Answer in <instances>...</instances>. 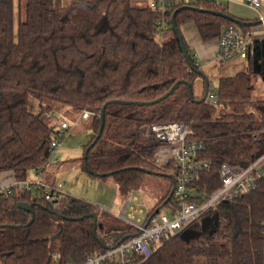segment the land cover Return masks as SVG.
Listing matches in <instances>:
<instances>
[{
	"label": "trees",
	"instance_id": "trees-1",
	"mask_svg": "<svg viewBox=\"0 0 264 264\" xmlns=\"http://www.w3.org/2000/svg\"><path fill=\"white\" fill-rule=\"evenodd\" d=\"M16 1L0 0V171H11L16 181L27 179L30 170L44 171L60 126L50 118L69 108L91 112L93 133L79 159L89 174L112 176L124 197L140 188L148 170L171 178L153 211L164 200V205L173 204V194L167 197L174 175L173 163L155 164L160 142L147 134L152 124L183 122L185 140L203 143L199 157L210 166L192 185L206 195L220 186L223 163L249 165L264 152V91L258 97L253 93L255 79H263L264 40H253L251 52L240 60L242 70L218 78L215 104L190 99L185 83L154 104L109 102L150 101L179 80L188 82L193 98L200 99L205 87L196 70L201 67L180 27L192 22L204 42L218 38L229 25L248 32L250 26L210 12L229 14L223 3L165 0L161 11L135 0ZM177 9L175 24L192 68L170 25ZM198 80L202 95L194 93ZM104 104L102 132L92 144ZM206 217L204 230L201 224L191 225L202 230L199 237L186 242L179 233L162 236L150 258L141 261L134 255V261L264 264V176L253 190L221 201ZM134 232L81 198L65 194L50 201L41 189L0 190V264H81Z\"/></svg>",
	"mask_w": 264,
	"mask_h": 264
},
{
	"label": "built area",
	"instance_id": "built-area-1",
	"mask_svg": "<svg viewBox=\"0 0 264 264\" xmlns=\"http://www.w3.org/2000/svg\"><path fill=\"white\" fill-rule=\"evenodd\" d=\"M144 1L143 4L151 9L157 8L161 11L165 9V0ZM189 1L182 0L184 4H188ZM245 3L252 8H259L261 5L260 0H245ZM161 28L166 29V26L162 25ZM253 40L248 32L244 33L239 27L229 25L217 38L215 59L224 62L244 60L251 52ZM204 100L215 104V91L208 90ZM90 114L88 110H82L81 117L85 119ZM68 129L70 126L66 122H60L58 135L51 141L52 154L56 147L63 145ZM147 134L160 142L154 156L155 164L161 167L173 163V204L169 205L167 212L159 210L152 214V207L143 213L133 204L137 202V195L131 193L123 198L114 212L109 207L98 205L104 212L111 213L121 222L132 226L135 232L116 246L88 256L81 264H105L106 261L113 264H137L133 259L134 255L144 261L159 247L162 236L180 233L195 223L201 224L202 218L221 201L233 199L253 190L257 179L264 176V152L249 165L223 163L219 170L220 186L206 195L192 184L203 170L209 168L210 161L199 157L203 150L202 142L185 140L187 134L185 124L180 121L154 123L149 127ZM12 188L18 191L41 189L46 199L50 201L56 200L59 195H65L62 191L63 182L53 185L41 178L15 181L4 189L9 193ZM261 224L264 226V220Z\"/></svg>",
	"mask_w": 264,
	"mask_h": 264
},
{
	"label": "rangeland",
	"instance_id": "rangeland-1",
	"mask_svg": "<svg viewBox=\"0 0 264 264\" xmlns=\"http://www.w3.org/2000/svg\"><path fill=\"white\" fill-rule=\"evenodd\" d=\"M14 25H17V1L14 3ZM230 62H224L220 65L215 61L212 62L210 67H205L202 70L208 79L209 91L217 89L219 77L233 75L244 67L243 61L236 60L233 63ZM200 80L194 86V93L196 95L203 94ZM263 91L264 74L263 79L258 77L254 81V96L258 97L262 95ZM77 98H81L80 94L77 95ZM31 102L36 112L38 110L37 101L32 99ZM81 113L82 110L80 109L69 108L67 111L55 113V115L51 116V122H55L56 119H58L57 124L64 121L70 126V129L63 140V145L56 147L54 153L51 155L50 158L55 163L45 170L44 176H48L53 185L63 182L62 191L65 194L81 198L96 205L98 212H104L99 206L109 207L114 212L118 209V205L121 204L124 198V194L116 184L114 178L112 176L103 178L92 176L82 167L79 161L83 152V146L90 140L93 133L89 125L90 118H82ZM34 173V170H30L27 179L35 180L39 178ZM42 180L45 181L44 179ZM170 184V177L152 173L149 170L146 171L140 188L133 193L137 195V202L133 204L137 209H141L143 213L147 212L165 194ZM168 208L169 204L163 205L160 211L167 212ZM104 213L109 220L119 221L113 214Z\"/></svg>",
	"mask_w": 264,
	"mask_h": 264
},
{
	"label": "crops",
	"instance_id": "crops-1",
	"mask_svg": "<svg viewBox=\"0 0 264 264\" xmlns=\"http://www.w3.org/2000/svg\"><path fill=\"white\" fill-rule=\"evenodd\" d=\"M136 3H142L144 0H135ZM223 3L228 13L234 17L245 19L248 21L256 20L260 17H264V0H260L261 5L259 8L249 7L245 0H218ZM145 2V1H144ZM250 31L248 33L255 40H264V23L251 25ZM181 34L188 45V47L192 50L193 55L197 62L200 64L201 70L205 67H210L212 62H218L220 65L224 63V61H218L215 59V53L217 49V38L204 42L201 40L196 26L192 22H188L183 24L180 27ZM236 60H232L230 63L235 62ZM228 62V61H226ZM212 68V67H211ZM51 160L44 169V171H35L34 174L48 181V183L52 184L50 178L45 175V170L50 167V165L54 164L55 161ZM53 170V169H52ZM54 173V172H53ZM29 176V175H28ZM31 177V176H30ZM16 181L14 174L11 171H0V190L4 189L12 185ZM54 181V180H53Z\"/></svg>",
	"mask_w": 264,
	"mask_h": 264
},
{
	"label": "water",
	"instance_id": "water-1",
	"mask_svg": "<svg viewBox=\"0 0 264 264\" xmlns=\"http://www.w3.org/2000/svg\"><path fill=\"white\" fill-rule=\"evenodd\" d=\"M201 11H205L204 9H200ZM178 11V9L176 11H174L170 17V25H171V28L173 29V31L177 34V37L180 41V44H181V48H182V51H183V54L186 58V60L188 61L189 63V66L192 68V65L190 64L189 62V58H188V54H187V51L184 47V44L182 42V39H181V36L179 35L178 33V30H177V27H176V24H175V20H174V17L176 15V12ZM212 14H215V15H218V16H221V17H224V18H227L231 21H233L234 23H236L237 25H248V26H251V25H256V24H261V23H264V17H260L256 20H252V21H242L240 19H237L235 18L234 16L232 15H229V14H226L222 11H219V10H212L210 11ZM196 72L200 75V77L202 78L203 82H204V87H205V92L203 94V96L200 98V99H194L193 98V94H192V88H191V85L186 82L185 80H179V81H176L174 82L171 87L161 96H159L158 98L156 99H153V100H150V101H131V100H125V99H113V100H110L109 102H117V103H135V104H142V105H148V104H154L155 102H158L160 100H162L163 98H165L166 96H168L177 86L179 83H185L187 85V88H188V94H189V97L190 99H193L195 101H200V100H204L205 99V96H206V92L208 91V79L206 77V74L203 73V71L201 69H198L196 70ZM105 105L104 104L102 107H101V110H100V126H99V130L96 134V137L95 139L92 141V144L95 143L96 139L100 137L101 135V132H102V128H103V125H104V114H103V110L105 108ZM173 190H174V184H172L171 186V190H170V193L168 194V197L167 198H170L172 193H173ZM167 200H164L156 209H154V211L152 212V214H155L156 212L159 211V209L166 203ZM32 208V204H29L28 205V209L31 210ZM207 221H209V218L208 217H204L202 218V221H201V227H202V230L205 229L206 227V224H207ZM214 222H215V225H217V216L214 217ZM100 226V225H99ZM96 223L94 222L93 223V230H92V233L95 234V231H96ZM202 230H198V229H194V228H191V227H188V228H185L183 229L180 233H179V236L182 238V240L188 242L190 240H193L197 237H199V235L201 234V231ZM126 238V237H125ZM124 238V239H125Z\"/></svg>",
	"mask_w": 264,
	"mask_h": 264
}]
</instances>
